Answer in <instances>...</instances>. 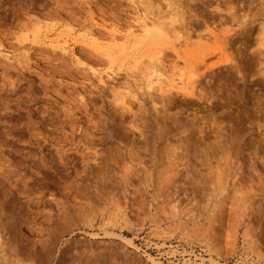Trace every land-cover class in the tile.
Returning a JSON list of instances; mask_svg holds the SVG:
<instances>
[{
	"label": "rangeland",
	"instance_id": "1",
	"mask_svg": "<svg viewBox=\"0 0 264 264\" xmlns=\"http://www.w3.org/2000/svg\"><path fill=\"white\" fill-rule=\"evenodd\" d=\"M138 1L0 0V187L22 205L0 264H264V0ZM109 154L114 190L86 193ZM8 223L50 258L14 256Z\"/></svg>",
	"mask_w": 264,
	"mask_h": 264
},
{
	"label": "bare ground",
	"instance_id": "2",
	"mask_svg": "<svg viewBox=\"0 0 264 264\" xmlns=\"http://www.w3.org/2000/svg\"><path fill=\"white\" fill-rule=\"evenodd\" d=\"M138 1V0H137ZM140 2V7H141V5H142V7L144 8L143 10L145 11V13H155V11H158L157 13H159L160 12V8H163V7H165V8H167V11L168 10H170L171 12H172V15L173 14H175V16L178 18V16H177V14H180V13H182V11H183V9H181L179 6H178V4H176V2H175V0H140V1H138V3ZM165 5V6H162V5ZM184 8V7H183ZM162 10V9H161ZM165 10V9H164ZM166 11V10H165ZM166 11V12H167ZM169 12V11H168ZM171 12H169V13H171ZM184 12V11H183ZM145 15V14H144ZM149 15H151V14H149ZM157 15V14H156ZM182 15H183V13H182ZM152 16V15H151ZM174 16V15H173ZM175 16H174V18H175ZM145 17V16H144ZM182 18H184V17H182ZM179 19V18H178ZM146 20H148L147 18H146ZM175 20H176V18H175ZM242 20V19H241ZM175 23V22H174ZM144 24H147V23H144ZM148 25V24H147ZM243 25H244V23H243ZM170 27V26H169ZM168 29H170V28H168ZM158 30V29H157ZM173 30V29H172ZM152 31V30H151ZM151 31H150V29L149 30H146L145 32V39H147V40H150L151 41V44L152 45H159V44H161V45H163V43L170 37V35H172L173 33L175 34L176 33V31L174 32V30H173V32L171 31V34H169V33H167V32H161V31H157V32H153V33H151ZM168 32H169V30H168ZM173 34V35H174ZM143 36V37H144ZM143 39V38H142ZM142 39H139V40H142ZM138 40V41H139ZM217 40H218V38H217ZM264 40V39H263ZM264 42V41H263ZM135 44V43H134ZM136 44H139V42L137 43L136 42ZM145 46H147V45H145ZM134 47V46H133ZM132 47V48H133ZM175 47V46H174ZM135 48V47H134ZM130 49V48H129ZM128 49V50H129ZM122 51H124V50H122ZM110 52V51H109ZM108 52V53H109ZM119 53V52H118ZM114 54V53H113ZM119 55V54H118ZM121 55V54H120ZM164 55V54H163ZM155 56V55H154ZM158 56V55H157ZM156 56V57H157ZM153 58V57H152ZM111 59V62H112V57L110 58ZM114 59V58H113ZM151 59V58H150ZM161 59V58H160ZM131 61V60H130ZM161 61V60H160ZM148 62H149V59H148ZM148 62L146 63L147 64V66H148ZM139 66V65H138ZM149 67V66H148ZM109 68V67H108ZM145 68V67H144ZM109 69H111V68H109ZM194 75L193 74H191V76H189V77H187V79L186 78H184L183 77V74L180 72V73H178L177 75H176V77H172L171 79L170 78H168L167 76H165L164 74L161 76L162 78H163V81L165 82V85H164V87H171V86H175L177 83L178 84H182V85H185V84H190L192 81H191V77H193ZM191 78V79H190ZM193 86V85H192ZM162 87V86H161ZM212 120H214L213 118H212ZM211 122V121H210ZM216 132V131H215ZM118 138H120L119 136H117L115 133H112L111 131H109V135L106 137V139H104V140H101L102 141V143H101V145H106L108 142L109 143H112V142H114L115 140H119ZM121 138H122V135H121ZM86 139V138H85ZM91 139V138H90ZM121 140V139H120ZM89 141V140H88ZM100 141V140H99ZM123 141V140H122ZM95 141L93 140L92 141V143H94ZM91 143V142H90ZM107 146V145H106ZM110 149H111V153L110 154H112L113 153V151H114V148H111V147H109ZM105 149V148H104ZM106 149H108V148H106ZM107 152H108V150H107ZM106 152V153H107ZM144 153V152H143ZM109 154V156H107L106 158H105V156H104V159H102V161H101V164H102V166H100V167H102V169H101V171H99V165L98 164H100V163H98L97 165L98 166H94L95 168H98V171L99 172H93V173H90L91 174V176H87V178H88V180L90 181V182H88L87 184H86V187H83L84 188V190H85V192L86 193H88L90 190H93L94 192H95V194L97 195V194H103V193H109V192H112L113 190H114V185H116V183L115 182H117L116 181V178H114L115 179V181H114V179H113V173L115 172L114 170H115V164L117 163L115 160H117L116 158H118V157H116L115 155H110ZM105 155H107V154H105ZM146 155V154H145ZM111 156V157H110ZM118 156V155H117ZM119 161V160H118ZM16 165V164H15ZM258 166V165H257ZM14 167V166H13ZM96 170V169H95ZM18 171H20L19 170V168L17 167V166H15L14 168H12L11 169V174L9 175H6V181L5 182H7V179H8V177L9 176H12V175H14V174H16V175H18ZM117 172V171H116ZM5 176V175H4ZM14 177H15V175H14ZM21 177V176H20ZM85 178H86V176H84ZM16 178V177H15ZM84 178V179H85ZM9 179H11V178H9ZM14 179V178H13ZM4 180V179H3ZM15 180V182H16V184L19 182V179L17 178V179H14ZM87 180V179H86ZM128 180V179H127ZM9 181V180H8ZM1 182V181H0ZM3 183V182H2ZM115 183V184H114ZM130 183V182H129ZM8 184V183H7ZM6 185V184H5ZM18 185V184H17ZM84 185V184H83ZM21 186V185H20ZM19 186V187H20ZM14 187V186H13ZM22 187V186H21ZM127 187V186H126ZM129 187H131L130 185H129ZM5 188V187H4ZM17 188V190L19 191V189H18V187H16ZM121 189H122V187H121ZM3 190H6V189H3V188H1L0 187V218L1 217H9L10 218V221H12V220H14L15 222H16V220H18V218H19V215H20V210H21V208H22V205H21V197H20V195H17V191H12V192H3ZM13 190V189H12ZM26 190V189H25ZM32 191V190H31ZM125 191V190H124ZM33 192V191H32ZM19 194V193H18ZM40 194V193H39ZM33 195V194H32ZM125 195V194H124ZM35 196V195H34ZM37 197H38V195H36ZM95 195H93V197H94ZM99 196V195H98ZM96 197V196H95ZM101 197V196H100ZM130 198V197H129ZM50 199V198H49ZM26 202V201H25ZM33 205V204H32ZM261 206H262V204H261ZM32 208V207H31ZM131 210V209H130ZM22 211V210H21ZM21 217V216H20ZM8 219V218H7ZM6 219V220H7ZM13 221V222H14ZM13 222H11V223H13ZM10 223V225H9V223L8 224H6V229H7V233H9V237H10V240H11V243L10 244H12L13 246H11L10 247V249L12 248V252H13V255L14 256H16V257H21V256H23V257H27V258H30V259H33V260H44V259H46V258H48V256H49V254L51 253V251H50V247H47V246H40L39 247V245L38 246H27V244H22L23 242H22V240H21V237H19V234L18 233H16V231H18V230H16L15 231V229H14V225H12ZM19 223V222H18ZM17 223V224H18ZM1 224V223H0ZM19 225V224H18ZM3 227V226H2ZM2 227H1V229H2ZM257 227V226H256ZM5 228V227H4ZM3 228V229H4ZM15 228H17V227H15ZM264 228V227H263ZM19 229V228H18ZM15 232H14V231ZM20 235H21V233H20ZM120 236V239L122 240V241H124V242H126V243H128L129 245H134V243H133V241H132V239L131 238H129V237H126V236H123V235H119ZM6 237V236H5ZM23 237V236H22ZM23 239V238H22ZM28 242V241H27ZM26 242V243H27ZM46 242V241H45ZM73 243V242H72ZM2 245V244H1ZM33 245H35V244H33ZM75 245V244H74ZM7 247H9V246H7ZM39 247V248H38ZM52 248V247H51ZM78 248V247H77ZM69 249V248H68ZM68 249H66V250H68ZM52 250V249H51ZM54 250V249H53ZM10 251V250H9ZM70 251H71V249H70ZM86 251V250H85ZM76 253V252H75ZM82 254V253H81ZM51 255V254H50ZM72 255V254H71ZM13 256V257H14ZM75 257V256H74ZM49 258H50V256H49ZM77 258H78V256H77ZM148 258H150V257H148ZM147 258V259H148ZM21 259V258H20ZM62 259V258H61ZM65 259V258H64ZM151 260H152V258H150ZM67 260V259H66ZM150 260V261H151ZM65 261V260H64ZM100 261V260H99ZM17 262V261H16ZM62 262H63V260H62ZM68 263V262H67ZM15 264V263H14ZM20 264V263H19ZM64 264V263H63Z\"/></svg>",
	"mask_w": 264,
	"mask_h": 264
}]
</instances>
